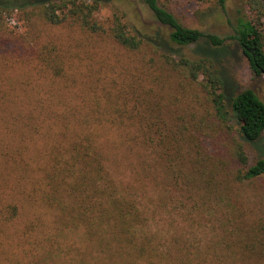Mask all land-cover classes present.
<instances>
[{"label": "trees", "instance_id": "16d2710c", "mask_svg": "<svg viewBox=\"0 0 264 264\" xmlns=\"http://www.w3.org/2000/svg\"><path fill=\"white\" fill-rule=\"evenodd\" d=\"M25 1L0 0V30L13 8H20L30 25L22 38L25 42L31 38L38 48L35 69L55 84L56 97L60 95L50 99L52 105L57 99V107L44 119L49 132L37 158L40 173L31 196L38 199L31 223L58 224L56 240L47 242L40 263L83 264L66 259L54 246L59 236L82 227L108 252L107 262L97 264H244V254L255 250L250 243L264 234V223L246 231L234 223L227 208L221 213L220 240L205 254L191 253L184 236L174 238L163 253L144 231L142 208L119 190L110 173L107 135H113L114 143H124L133 141L137 132L142 146L161 153L176 187L189 179L183 169L187 135L194 143L211 134L229 135V148L219 151L220 158L213 161L216 170H210L215 179L218 172L219 181L201 175L210 203L231 202L234 185L263 176L264 157L252 164L244 143L264 139V100L251 88L230 95L215 58L236 49L248 61L252 76L264 77V0H242L244 8L231 22L234 33L227 37L188 28L160 0H142L156 22L169 31L165 39L133 34L118 14L101 19L103 0H31L29 8L21 4ZM39 25L46 31L68 27L75 55L66 52L70 47L66 39L59 38V45L51 33L50 39L36 43L32 34ZM46 42L53 47L49 49ZM171 45L194 46L197 54L176 57ZM177 90L189 96L178 119L183 125L175 127L168 123L165 110ZM50 232L44 228L43 237L49 239Z\"/></svg>", "mask_w": 264, "mask_h": 264}, {"label": "rangeland", "instance_id": "374dc122", "mask_svg": "<svg viewBox=\"0 0 264 264\" xmlns=\"http://www.w3.org/2000/svg\"><path fill=\"white\" fill-rule=\"evenodd\" d=\"M102 3L101 19L118 14L133 34L148 39L161 35L167 38L169 31L156 22L142 0H103ZM21 4H28L26 8H29L31 0ZM160 5L184 26L221 37L233 35L231 22L244 8L242 0H224L223 3L221 0H160ZM13 9L12 18L8 16L10 18L5 20L3 30H0V264H41L47 242L56 240L58 224L31 223V214L38 205V199L31 196L33 182L40 173L37 158L39 152H43L49 132L44 119L54 113L56 98L60 95L56 97L55 84L35 69L38 62L34 50L38 48H34L35 42L31 38L28 37V42L22 38L27 33L25 28L30 26L29 22L20 8ZM46 30L39 25L36 32H31L36 43L50 39L48 33H51L52 40L59 45V38L66 39L67 46H70L66 52L75 55L68 27ZM38 35H41L40 39ZM46 44L49 49L53 47L51 42ZM171 46L170 51L176 57L197 54L194 46ZM39 47L45 49L43 45ZM215 62L221 69L230 95L237 90L251 88L264 100V77L256 79L252 76L249 63L240 51L233 49L218 53ZM199 94L202 97V92ZM176 95L167 103L165 110L168 123L175 127L183 125L178 119L188 105L186 97L189 93L177 90ZM54 97L52 105L50 99ZM232 126L237 130L236 124L232 123ZM136 133L132 134L133 141L124 143L122 140L114 143L113 135H107L108 166L119 190L134 198L142 208L146 218L144 231L155 239L163 253H167L174 238L184 236L191 245V253L199 251L205 254L215 241L220 240L218 232L224 221L221 213L226 208L230 210L234 223L242 224L246 231L264 223V175L234 185L229 193L231 202L227 200L218 205L217 200L213 204L208 198L201 175L205 174V179L214 178L210 175L211 169L216 170L214 158L219 159V151L229 148V135L211 134L200 137L195 143L187 135L183 169L189 179L176 187L177 183L160 158L161 153L142 146ZM244 145L252 164L264 157V139L257 143L245 142ZM214 174L217 176L214 179L219 181L218 172ZM196 205H199L197 210ZM44 228L51 229L49 239L42 235ZM81 228L72 229L65 237L59 236L54 246L66 259H79L83 264L107 262V250ZM250 244L255 246V250L244 254V264H264V234ZM50 262L54 263L53 260ZM74 263L78 264L77 261Z\"/></svg>", "mask_w": 264, "mask_h": 264}]
</instances>
